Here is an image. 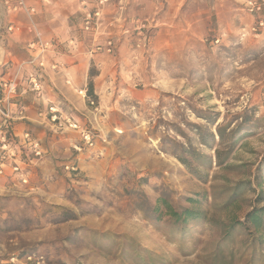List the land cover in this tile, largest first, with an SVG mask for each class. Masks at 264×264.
<instances>
[{"label": "rangeland", "instance_id": "374dc122", "mask_svg": "<svg viewBox=\"0 0 264 264\" xmlns=\"http://www.w3.org/2000/svg\"><path fill=\"white\" fill-rule=\"evenodd\" d=\"M74 1L59 14L64 36L44 39L52 49L39 71L44 83L47 68L60 67L50 53L84 44L87 97L75 92L87 108L53 105L94 145L51 126L41 140L25 129L43 145L44 164L27 168V185L0 176V264H264V231L241 226L264 208L259 16L245 0H130L122 13L112 0L85 31L95 1ZM70 163L75 172L64 170ZM158 199L200 214L175 224Z\"/></svg>", "mask_w": 264, "mask_h": 264}, {"label": "built area", "instance_id": "2783aa9c", "mask_svg": "<svg viewBox=\"0 0 264 264\" xmlns=\"http://www.w3.org/2000/svg\"><path fill=\"white\" fill-rule=\"evenodd\" d=\"M95 9L84 12L83 27L89 31L97 25L102 17V10L112 0H94ZM246 9L255 15H258V21L252 31L254 33L264 28V0H245ZM90 0H79L82 8H87ZM2 7L6 14L22 13L27 19L26 30L34 36V40L26 46L30 53L28 60L22 61L14 76L9 80L0 81V176L11 177L27 185L28 176L25 172L27 168L44 156V150L40 141L33 134L24 130L21 135L14 133L15 122L24 118V109L20 106L18 100V91L20 83H24L26 89L33 93L39 100L43 99V80L39 69L43 68V56L52 49V44L45 41L37 30L33 15L35 10L29 7L26 0H1ZM5 31L13 33L20 31L19 27L9 24ZM112 43H107V52L111 51ZM99 47V46H97ZM99 49V48H97ZM77 95L85 99L86 92L78 91ZM90 104H92L90 102ZM40 116L46 117L52 131L55 133H64L66 131L76 132L80 137V142L92 148L94 145V136L85 131L72 116H64L57 105H48L45 112ZM75 150H80L74 146ZM67 172H75L74 164L64 165Z\"/></svg>", "mask_w": 264, "mask_h": 264}, {"label": "crops", "instance_id": "0c3cea01", "mask_svg": "<svg viewBox=\"0 0 264 264\" xmlns=\"http://www.w3.org/2000/svg\"><path fill=\"white\" fill-rule=\"evenodd\" d=\"M72 2L75 1L72 0ZM133 2L125 0L123 4L122 0H119L118 10L120 13L124 11L125 7L131 12ZM26 3L35 10L33 18L37 30L43 39L47 40L58 35L64 36L61 33L62 31L59 30L58 23L62 22L59 14L66 15L67 13L63 9L66 0H26ZM140 3L142 2L140 1ZM178 3L175 0H171L172 6ZM104 17H106V14ZM27 23L25 15L20 12L6 14L0 0V81L11 79L19 64L24 59H28L31 54L26 49V46L34 40V36L27 32ZM9 24L19 27L20 31L7 33L5 29ZM71 39L76 38L72 37L69 39L71 45L74 46L73 40ZM68 48L70 49L71 46ZM64 49L56 48L55 51L49 54L51 63L58 64L60 67L58 66L55 72L48 67L45 72L43 106H36L37 101L33 94L26 89L24 83H20L18 100L20 106L24 109V120L15 122V134L20 135L25 129H28L34 132L35 136L41 140L40 137H43L45 133L49 132L50 124L47 118L39 115L43 109H47L46 102L49 105L51 103L53 105L61 102L79 114L87 108L75 92L76 90L85 88L88 81L89 63L85 56V46L82 42H77L73 47V51L72 49L70 51H64ZM67 52H72V55H68ZM43 161L40 160L38 162V168L44 164Z\"/></svg>", "mask_w": 264, "mask_h": 264}, {"label": "trees", "instance_id": "16d2710c", "mask_svg": "<svg viewBox=\"0 0 264 264\" xmlns=\"http://www.w3.org/2000/svg\"><path fill=\"white\" fill-rule=\"evenodd\" d=\"M91 92H92V86H91V83H89V89H88L89 96L91 95ZM180 162L182 163V165H184L186 168H188V170L190 172H192V174L199 176V174L196 173L197 171L195 169H193L191 167V165H189V163L185 159H180ZM201 179L204 180V178H201ZM237 191H239V189L238 190L233 189L230 191V193L232 194L231 199H234L235 196L238 195ZM158 203L160 205H162L163 208H165L168 216L173 219V222L175 224H177V223H179L180 225L186 224L188 221H191L192 219L198 218V216H199L198 214H200L198 212H194L191 210H185L183 213L180 214V213L174 211L165 199H158ZM241 226H242L243 230H245V231L252 229L256 233H259L260 235H262V232L264 231V208L255 207L251 211H249L245 215L244 222L241 224ZM227 233H225V234L227 235ZM246 233H247V231H246ZM228 234H231V233H228ZM256 242L258 243L259 246H261L262 242H261L260 237L256 239V236L254 235V236H252V243H256Z\"/></svg>", "mask_w": 264, "mask_h": 264}]
</instances>
